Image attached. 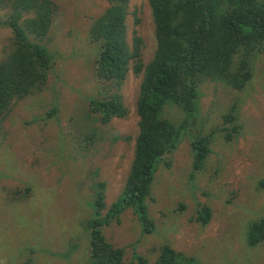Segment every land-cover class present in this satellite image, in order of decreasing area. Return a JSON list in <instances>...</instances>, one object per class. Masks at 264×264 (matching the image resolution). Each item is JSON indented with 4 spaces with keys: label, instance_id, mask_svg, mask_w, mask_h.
<instances>
[{
    "label": "rangeland",
    "instance_id": "obj_1",
    "mask_svg": "<svg viewBox=\"0 0 264 264\" xmlns=\"http://www.w3.org/2000/svg\"><path fill=\"white\" fill-rule=\"evenodd\" d=\"M50 1L46 37L28 34L54 58L47 82L15 101L0 122V264H88L90 186L106 183L108 208L119 198L134 156L142 73L134 74L130 64L117 88L99 82L93 66L97 47L90 29L107 0ZM10 11L0 4V20ZM32 17L23 13L22 21ZM125 24L129 44L133 31L142 38L145 66L156 48L148 0H129ZM12 49L11 31L0 27V62ZM198 92L190 129L154 175L146 201L153 232L143 233L130 209L103 228L106 241L124 250V262L139 255L156 264L168 245L197 264H264V245L249 246L246 235L250 223L264 218V52L252 61L244 89L203 80ZM105 93L119 94L127 113L103 125L87 106ZM233 107L237 121L224 123ZM161 116L174 125L184 119L175 105L164 106ZM233 125L237 131L227 139L225 129L232 132ZM207 135L211 153L191 177V136ZM202 206L210 209L204 226L195 221Z\"/></svg>",
    "mask_w": 264,
    "mask_h": 264
},
{
    "label": "trees",
    "instance_id": "obj_2",
    "mask_svg": "<svg viewBox=\"0 0 264 264\" xmlns=\"http://www.w3.org/2000/svg\"><path fill=\"white\" fill-rule=\"evenodd\" d=\"M3 3L11 11L6 20H0V27L11 31L13 49L0 62V122L15 101L45 86L54 62L45 47L28 38V34L34 40L46 37L54 13L52 2L0 0ZM107 3L108 8L90 29V42L97 47L93 60L95 77L118 88L131 64L134 74L142 73V80L136 101L138 134L123 190L107 208L106 183L99 181L90 186L92 214L84 225L88 234V264H147L139 255L134 256L136 262H124V250L106 241L103 228L119 222L120 215L130 209L142 232H153L154 223L148 215L146 201L151 196L158 165L174 152L190 129L198 110L201 81H222L238 91L248 85L252 61L264 52V3L261 0H148L156 48L145 66L141 62L142 38L136 31L132 32L131 44L126 38L129 0H107ZM31 12L34 17L22 21V14ZM166 105H175L183 111L184 119L179 125L162 118ZM87 108L103 125L127 113L116 93L90 98ZM55 113L53 109L48 116ZM236 116L233 107L223 117L224 123H235ZM225 131L229 139L237 130L233 125L232 132ZM211 143L210 135L191 136V177L202 169L211 153ZM209 220L210 209L202 206L195 221L204 226ZM246 235L249 246L264 245V218L250 223ZM156 264L197 262L165 245L160 248Z\"/></svg>",
    "mask_w": 264,
    "mask_h": 264
}]
</instances>
